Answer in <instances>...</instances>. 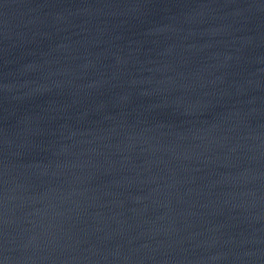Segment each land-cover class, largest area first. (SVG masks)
I'll return each instance as SVG.
<instances>
[{
    "label": "water",
    "instance_id": "1",
    "mask_svg": "<svg viewBox=\"0 0 264 264\" xmlns=\"http://www.w3.org/2000/svg\"><path fill=\"white\" fill-rule=\"evenodd\" d=\"M0 264H264V0H0Z\"/></svg>",
    "mask_w": 264,
    "mask_h": 264
}]
</instances>
